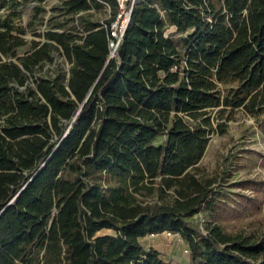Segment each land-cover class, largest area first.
I'll return each mask as SVG.
<instances>
[{"label": "trees", "instance_id": "16d2710c", "mask_svg": "<svg viewBox=\"0 0 264 264\" xmlns=\"http://www.w3.org/2000/svg\"><path fill=\"white\" fill-rule=\"evenodd\" d=\"M33 1L42 39L0 18V264H171L139 241L165 230L191 264H264V236L227 225L264 176L227 183L232 205L196 171L235 110L264 132V0H124L112 57L118 0Z\"/></svg>", "mask_w": 264, "mask_h": 264}, {"label": "rangeland", "instance_id": "374dc122", "mask_svg": "<svg viewBox=\"0 0 264 264\" xmlns=\"http://www.w3.org/2000/svg\"><path fill=\"white\" fill-rule=\"evenodd\" d=\"M62 0H45L43 2L44 17L50 13V7L60 4ZM33 0H20L17 4L0 3V18H7L24 27L22 34L26 39L41 37L34 36L35 31H42L44 25L41 23L40 15L34 16ZM94 17L105 20L111 17L113 9L108 3L104 6L92 10ZM32 20L36 25L35 29L27 26L28 21ZM18 51L23 52V48ZM261 115H251L243 110H235L232 117L228 120L225 132L210 134L205 151L197 163L196 171L200 173H218L222 191L226 193V199L232 205L237 201L231 191L238 190L237 187H228L226 184L246 177H254L258 174L264 176V132L260 128V121L257 120ZM247 191V190H246ZM249 192V191H247ZM237 217L227 223L230 228H242L247 232L259 231L264 236V205L257 210L238 206ZM190 223L204 230V212H198L190 218ZM142 246L151 244L156 247L161 256L171 264H191L189 253L184 252V247H188L187 241L181 236H166L164 233L148 235L142 238Z\"/></svg>", "mask_w": 264, "mask_h": 264}, {"label": "built area", "instance_id": "2783aa9c", "mask_svg": "<svg viewBox=\"0 0 264 264\" xmlns=\"http://www.w3.org/2000/svg\"><path fill=\"white\" fill-rule=\"evenodd\" d=\"M123 1L124 0H118L119 5H120V10L117 13L116 20L112 21L109 24V32H110V35L113 37L109 42V47H110L109 56L110 57H112L116 51V48L123 35L124 29L126 27V24L129 18L130 9H124ZM104 25L106 26V24ZM162 233H164V235L169 236V237L180 235L176 231L173 232V231H168V230H165ZM184 252L189 253V249L187 246L184 247Z\"/></svg>", "mask_w": 264, "mask_h": 264}, {"label": "crops", "instance_id": "0c3cea01", "mask_svg": "<svg viewBox=\"0 0 264 264\" xmlns=\"http://www.w3.org/2000/svg\"><path fill=\"white\" fill-rule=\"evenodd\" d=\"M162 233V232H161ZM161 233H149V234H145V235H143V236H141L140 238H139V241H140V243L142 244V238H145V237H147L148 235H155V234H161ZM145 249H148V248H154V249H157L156 247H154V246H152L151 244H148L147 246H143ZM158 250V249H157ZM159 251V250H158ZM160 252V251H159ZM163 256V255H162Z\"/></svg>", "mask_w": 264, "mask_h": 264}]
</instances>
